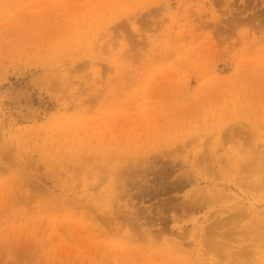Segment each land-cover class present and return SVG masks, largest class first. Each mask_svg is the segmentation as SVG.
I'll list each match as a JSON object with an SVG mask.
<instances>
[{
  "label": "rangeland",
  "instance_id": "374dc122",
  "mask_svg": "<svg viewBox=\"0 0 264 264\" xmlns=\"http://www.w3.org/2000/svg\"><path fill=\"white\" fill-rule=\"evenodd\" d=\"M0 264H264V0H0Z\"/></svg>",
  "mask_w": 264,
  "mask_h": 264
}]
</instances>
